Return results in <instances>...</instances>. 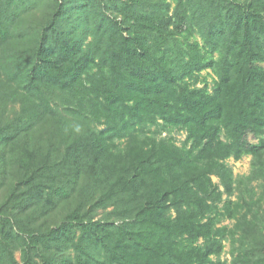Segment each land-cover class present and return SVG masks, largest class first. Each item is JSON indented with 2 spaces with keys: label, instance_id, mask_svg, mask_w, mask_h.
I'll list each match as a JSON object with an SVG mask.
<instances>
[{
  "label": "trees",
  "instance_id": "trees-1",
  "mask_svg": "<svg viewBox=\"0 0 264 264\" xmlns=\"http://www.w3.org/2000/svg\"><path fill=\"white\" fill-rule=\"evenodd\" d=\"M29 1L0 0L5 264H264V0Z\"/></svg>",
  "mask_w": 264,
  "mask_h": 264
},
{
  "label": "rangeland",
  "instance_id": "rangeland-1",
  "mask_svg": "<svg viewBox=\"0 0 264 264\" xmlns=\"http://www.w3.org/2000/svg\"><path fill=\"white\" fill-rule=\"evenodd\" d=\"M89 1L92 4L96 3L95 0H89ZM168 1L172 2L173 5L175 4V0H168ZM52 4H53V0H30L27 3L26 8H31V9H34V11H35V13L32 16H30V19L34 20L36 17L42 16L45 11L49 10L52 7ZM192 40H198L200 43H203L202 34L200 33L199 30L196 29L194 31V34L192 35ZM215 78H216V75L212 69L208 68V69H205L202 71L201 80L203 81V79H206L207 82L209 83L210 87L213 86ZM200 85H203L202 82L200 83ZM15 105H16V107L18 106L17 104H15ZM15 105L14 106L9 105V112H11V110L15 107ZM101 128H103V125H98V129H101ZM155 128H156L155 126L152 127L153 130H155ZM186 134L187 133L185 130L175 129L172 131H164L162 133V136H172L174 138L175 142L178 145H181L182 142L186 139V136H187ZM251 159H252L251 155H245L244 157H242L239 160H235L233 157L228 158L226 162L233 169L234 175L236 177H240V176L248 175L251 172ZM213 178L216 182H219V179L217 176H213ZM6 194H7V186L5 185V186H2L0 189V203L5 200ZM233 198L235 199L236 197L233 196ZM58 208L60 211V206ZM61 210H62V208H61ZM102 214H103V211L101 210L98 214V217H101ZM58 216L59 217L62 216L61 212ZM52 217L48 218V220L52 219ZM39 221H43V220L40 219ZM51 222H52V220H51ZM233 223H234L233 220L227 219V220H224L220 225L228 224V225L232 226ZM14 250H15L14 251L15 257L17 258L19 264H23L21 246L19 244L14 245ZM230 250H231V245H230V242L227 241L224 253L222 255L223 259H227L228 261L231 260L232 256H231ZM74 254H75L74 249H70L69 255L71 257H73ZM37 258L39 259V257H37ZM0 264H5L3 256L0 257Z\"/></svg>",
  "mask_w": 264,
  "mask_h": 264
}]
</instances>
